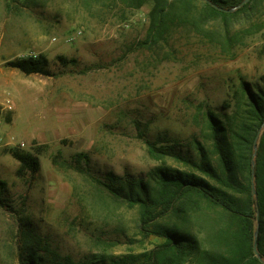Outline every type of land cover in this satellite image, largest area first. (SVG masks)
Masks as SVG:
<instances>
[{
  "label": "rangeland",
  "instance_id": "374dc122",
  "mask_svg": "<svg viewBox=\"0 0 264 264\" xmlns=\"http://www.w3.org/2000/svg\"><path fill=\"white\" fill-rule=\"evenodd\" d=\"M151 7L0 0V264H23L45 241L80 264L151 248L161 238H143L138 208L99 179L158 165L145 138L195 153L204 113L222 112L243 79L264 87V2L235 20L243 39L230 51L208 35L220 21L207 31L180 22L159 45L141 47ZM40 54L51 75L7 65ZM10 148L38 155L39 170L18 175Z\"/></svg>",
  "mask_w": 264,
  "mask_h": 264
},
{
  "label": "trees",
  "instance_id": "16d2710c",
  "mask_svg": "<svg viewBox=\"0 0 264 264\" xmlns=\"http://www.w3.org/2000/svg\"><path fill=\"white\" fill-rule=\"evenodd\" d=\"M100 1L84 0L86 4ZM244 1L117 0L133 8L152 2L141 47L159 45L180 22L207 31V22L220 21V30L207 32L226 51L243 39L234 32L235 20L264 2ZM7 65L26 74L53 72L44 54L16 58ZM261 79L264 83V74ZM224 104L222 112L210 109L203 114L207 131L204 141L196 140L195 153L183 152L176 141L167 144L172 140L165 137L145 138L147 152L158 165L141 176L110 171L99 179L116 199L138 208L137 227L143 238L155 236L161 241L137 253L111 258L94 254L88 264H264V87L243 79ZM9 151L20 163L18 175L39 170L38 155L17 148ZM80 155L88 157V153ZM4 186L6 181L0 179V189ZM256 239L261 258L254 250ZM42 240L36 236L35 243ZM42 247L43 253L38 247L27 249L23 264H45L47 258L51 264H80L49 242Z\"/></svg>",
  "mask_w": 264,
  "mask_h": 264
},
{
  "label": "water",
  "instance_id": "95a60500",
  "mask_svg": "<svg viewBox=\"0 0 264 264\" xmlns=\"http://www.w3.org/2000/svg\"><path fill=\"white\" fill-rule=\"evenodd\" d=\"M249 0H245L244 2H248ZM243 3V2H242ZM241 3V4H242ZM240 4V5H241ZM239 5V6H240ZM236 8V7H235ZM263 126H264V124H263ZM260 133V132H259ZM259 133L257 134V136H256V138H255V142H254V144H255V151H254V154H253V160L255 159L254 157H255V155H256V151H258V137H259ZM254 162V164H255V160L253 161ZM255 170V169H254ZM254 170H252V173L254 174ZM253 177H254V175H253ZM253 192L256 194V190L255 189H253ZM256 234H257V231H256ZM257 244H258V241H257V239H256V241H255V244H254V250H255V252H256V254L258 255V257L259 258H261V255H260V253L258 252V249H257Z\"/></svg>",
  "mask_w": 264,
  "mask_h": 264
}]
</instances>
